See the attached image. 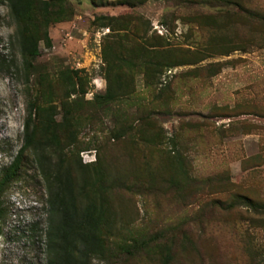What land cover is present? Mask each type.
<instances>
[{
	"label": "rangeland",
	"instance_id": "1",
	"mask_svg": "<svg viewBox=\"0 0 264 264\" xmlns=\"http://www.w3.org/2000/svg\"><path fill=\"white\" fill-rule=\"evenodd\" d=\"M119 1L67 0L69 17L49 28L52 46L42 41L26 69L0 0V172L24 143L28 99L39 97L58 107L62 167L80 206L106 208L108 247L92 264H264V24L219 1ZM244 7L264 12V0ZM148 49L170 50L177 65L149 63ZM61 70L78 71L77 94L67 97ZM36 159L26 150L3 193L0 264L49 262Z\"/></svg>",
	"mask_w": 264,
	"mask_h": 264
},
{
	"label": "trees",
	"instance_id": "2",
	"mask_svg": "<svg viewBox=\"0 0 264 264\" xmlns=\"http://www.w3.org/2000/svg\"><path fill=\"white\" fill-rule=\"evenodd\" d=\"M8 5L10 13L17 22L16 38L19 44L20 53L25 61L26 69L33 68V60L41 54L40 43L43 41L46 46L51 47L49 28L54 22H59L69 17L67 0H1ZM105 0H92L100 5ZM143 0H120V4L135 6ZM222 2L220 6L226 8L234 6L239 11L247 14L249 18L255 19L258 23L264 24V12L247 9L244 7V0H200L202 4L213 6L214 2ZM226 8L224 10H227ZM106 16L99 15L95 18L100 26H110L103 22ZM122 24L125 20L121 16L113 17ZM215 38V35H212ZM214 41L211 40V42ZM145 57L149 63L158 66L165 64V67H174L175 63H169L170 50L148 49ZM105 60L110 63L109 70L115 71L118 63L112 59V52L105 49ZM6 61L0 58V68H4ZM27 64V65H26ZM180 65V64H179ZM74 73V75H72ZM60 79H65L67 84V97L77 94V84L83 80L78 71H60ZM41 84V82H40ZM85 93V89L80 90ZM46 96V94H44ZM112 99L113 95L106 94ZM67 116L73 112L67 108L68 105L61 103ZM57 105L52 102H41L40 98H30L27 101V117L24 123V143L13 157L10 164L2 167L0 172V220L6 215V208L3 202V193L9 185L18 178L21 170L23 155L28 149H34L38 166L46 181L48 189V230L47 246L50 251L48 264H92L96 256L105 255L107 249L108 219L106 208L102 203L90 201L84 206L78 202V193L72 173L62 167V143L59 138L60 126L57 123ZM72 118V117H71ZM77 122V119H76ZM69 123H73L69 119ZM70 138L73 139V124H68ZM47 145L51 146L53 154L58 158L54 161L53 154L46 151ZM2 227L0 225V235Z\"/></svg>",
	"mask_w": 264,
	"mask_h": 264
}]
</instances>
